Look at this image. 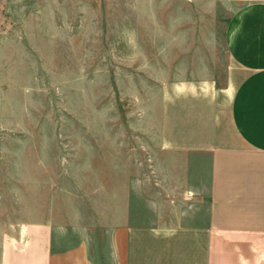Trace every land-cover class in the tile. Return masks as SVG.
Listing matches in <instances>:
<instances>
[{"label":"rangeland","instance_id":"obj_1","mask_svg":"<svg viewBox=\"0 0 264 264\" xmlns=\"http://www.w3.org/2000/svg\"><path fill=\"white\" fill-rule=\"evenodd\" d=\"M235 5L0 0V241L20 223L43 217L90 221V207L104 202L98 188H104L107 159H114L115 173L147 170L138 164L147 156L138 130L156 108L158 81L176 74L170 51L186 39L171 36L204 30V45L220 53ZM138 46L148 66L142 70ZM88 232L93 240L105 236L56 227L53 237L72 245Z\"/></svg>","mask_w":264,"mask_h":264},{"label":"crops","instance_id":"obj_2","mask_svg":"<svg viewBox=\"0 0 264 264\" xmlns=\"http://www.w3.org/2000/svg\"><path fill=\"white\" fill-rule=\"evenodd\" d=\"M231 1L222 52L204 30L171 36L186 39L170 51L176 74L158 81L138 130L147 170L115 173L107 159L90 221L20 223L0 241V264H264V0ZM56 227L105 236L69 245Z\"/></svg>","mask_w":264,"mask_h":264}]
</instances>
